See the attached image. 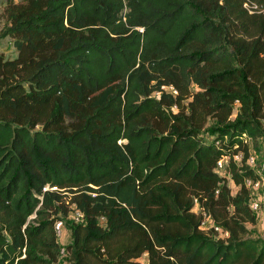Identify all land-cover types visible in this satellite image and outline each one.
Here are the masks:
<instances>
[{"label": "trees", "instance_id": "1", "mask_svg": "<svg viewBox=\"0 0 264 264\" xmlns=\"http://www.w3.org/2000/svg\"><path fill=\"white\" fill-rule=\"evenodd\" d=\"M4 15L0 264H58L70 216L68 264H264L245 185L264 0H5Z\"/></svg>", "mask_w": 264, "mask_h": 264}, {"label": "rangeland", "instance_id": "2", "mask_svg": "<svg viewBox=\"0 0 264 264\" xmlns=\"http://www.w3.org/2000/svg\"><path fill=\"white\" fill-rule=\"evenodd\" d=\"M4 8H5V0H0V33L3 32L4 30H6V27L8 25V21L4 15ZM12 43L13 42H12L10 37H2L0 39V52L7 59H11V58L14 59L16 56V53H15V50L13 48ZM236 109H237V107H236ZM263 125H264V120H263ZM251 153L255 158L254 169L261 172L262 175H264V138L259 140V145L257 147V150L254 148L251 149ZM228 186L231 188V190L233 192H235L236 188L233 185L231 180H228ZM263 194H264V188H262L260 195H263ZM194 212L198 213L199 210L197 208H195ZM255 216H256V221H257L255 226L257 227V229H254V230L256 232V231H259L258 227L260 226L259 225L260 224L259 223L260 222L259 213H256ZM31 218H33V216L30 217V219ZM71 221H72V217L70 216V217L64 218L58 225L61 232H62L61 233L62 237L59 239V245L62 248V251H61V256L59 258L58 264H68L67 257H66L65 252H64V248H65V246H67V244H69L71 242L69 230L67 229V226L71 225ZM261 223H262L261 225L264 227V224L262 221H261ZM257 224H258V226H257ZM211 226H212V224H211L210 220L205 218L203 221L201 229L204 230L205 232H209V229L211 228ZM255 236L264 237V232H259L258 234H255ZM141 261L144 262L145 257H143L141 259Z\"/></svg>", "mask_w": 264, "mask_h": 264}, {"label": "built area", "instance_id": "3", "mask_svg": "<svg viewBox=\"0 0 264 264\" xmlns=\"http://www.w3.org/2000/svg\"><path fill=\"white\" fill-rule=\"evenodd\" d=\"M244 8H246L250 14L258 12V11H256L257 6H255L249 2H246L244 4ZM253 10H255V11H253ZM236 159L237 158L235 157L234 160H236ZM227 161H228V158H224V159L217 162V170L220 173L223 171L224 167L226 166ZM247 161H248L249 165L254 169L255 158L252 155V153L249 154ZM254 171L258 175V177L255 180L249 179V180H246V182H245L246 187L250 191V199L248 201V205H249L250 210L254 214L259 213V218L264 224V194L260 195L262 188H264V175H262L261 172L255 170V169H254ZM47 190H48V188L43 189V191H47ZM50 190L55 191L56 188L53 187ZM72 216L74 218L75 223H83L84 222L83 215L79 211H75L72 214ZM215 230H217V228H215ZM55 233H56V236L58 239H60L62 237V234H61L62 232L58 226L55 227Z\"/></svg>", "mask_w": 264, "mask_h": 264}, {"label": "crops", "instance_id": "4", "mask_svg": "<svg viewBox=\"0 0 264 264\" xmlns=\"http://www.w3.org/2000/svg\"><path fill=\"white\" fill-rule=\"evenodd\" d=\"M260 219V218H259ZM256 223H257V221H256ZM260 224V226L258 227V229H259V231H256L255 232V230L254 229H257V227L256 226H253L251 229L254 231V233L255 234H258L259 232H264V227L261 225L262 223H261V220H260V222H259ZM257 226H258V224H257ZM256 227V228H255Z\"/></svg>", "mask_w": 264, "mask_h": 264}]
</instances>
